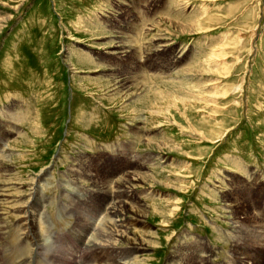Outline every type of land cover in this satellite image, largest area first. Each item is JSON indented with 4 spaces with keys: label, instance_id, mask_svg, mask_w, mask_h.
Listing matches in <instances>:
<instances>
[{
    "label": "rangeland",
    "instance_id": "1",
    "mask_svg": "<svg viewBox=\"0 0 264 264\" xmlns=\"http://www.w3.org/2000/svg\"><path fill=\"white\" fill-rule=\"evenodd\" d=\"M0 165V264H264V0H0Z\"/></svg>",
    "mask_w": 264,
    "mask_h": 264
},
{
    "label": "bare ground",
    "instance_id": "2",
    "mask_svg": "<svg viewBox=\"0 0 264 264\" xmlns=\"http://www.w3.org/2000/svg\"><path fill=\"white\" fill-rule=\"evenodd\" d=\"M154 41V40H153ZM155 43H156V45H155V47L152 49V51L151 52H153V51H157L158 49H160V47H165L166 46V44H162V42H164V39H163V37L161 38L159 35L157 36H155ZM168 44V43H167ZM116 48L114 49V50H119V48L120 47H122L121 45H119V46H115ZM186 54V53H185ZM12 119V118H11ZM15 121V120H14ZM11 125V124H10ZM10 128V127H9ZM4 138V137H3ZM2 163H3V161H2ZM1 166V165H0ZM2 171V170H1ZM4 174H5V172H4ZM121 175V174H120ZM122 177V176H121ZM119 178V177H118ZM122 183H121V185L119 186L121 189L123 188V189H125V190H127V193L129 194V195H131L132 194V190L134 189V186H135V182H137V180H138V178H137V175H135V173L133 174V173H128V174H126L124 177H122ZM95 180V179H94ZM108 180H109V178H108ZM107 180V181H108ZM116 181H118V180H116ZM120 182V181H119ZM80 183H82V182H80ZM79 183V184H80ZM70 184V183H69ZM103 185V184H102ZM106 185V184H105ZM101 186V185H100ZM108 187V186H107ZM101 188H104V187H102L101 186ZM73 189V188H72ZM76 189V188H75ZM75 191V190H74ZM75 193V192H74ZM77 193H78V191H77ZM126 193V194H127ZM118 194V193H117ZM122 194V193H121ZM124 197V196H123ZM121 198V197H120ZM128 199V198H127ZM127 199L125 198V199H123V201H120V202H118L117 204L115 203L114 205H112L111 207H109V212L108 213H110L109 214V217H110V215H113V217H115L116 216V218L114 219V218H112L111 219V217L109 218L107 215H106V217L104 218V219H106L107 220V218H109L110 219V221H111V223H112V225L114 226V228H116V230L114 231V232H110V233H108L109 235H111L110 236V239L111 238H113V240H115L114 242H111V241H107V243L105 242V243H102L103 241H97V240H90V239H93V238H90L89 239V241H87V239H86V243H84L81 247L83 248V250H84V252H85V255H84V257L86 256V254L87 255H91L93 252H95V251H97L98 250V248H100V247H105V250H104V254H109V253H115V254H121V256H120V258H119V260L118 261H111L112 259H113V256H111L112 258H110L109 256L108 257H106L105 259V261L104 260H102V263L101 264H122V262H121V259L126 255V252L125 251H118L119 249L117 248V242H118V240H120V236L123 234V233H125V229H124V226H125V218H124V216H123V210H124V207L127 205V203H128V201H127ZM35 204V203H34ZM25 205V204H24ZM25 207V206H24ZM26 211H23V221H22V224L20 225V227H19V229H23L24 230V237L26 238V237H28V238H33V240H32V242H30L29 241V243L30 244H32L33 245V248H32V252H31V254H32V260L29 262V264H53V262L52 261H54V260H52V261H50V260H47V259H40V257H41V253L47 248V241L45 240V241H43L42 240V238L41 237H39V235L38 234H40V232L39 231H35V229H37V227H38V223H37V221H36V219H35V214L32 212V211H30V209H29V206H27L26 208ZM110 210H113V211H110ZM107 211H108V208H107ZM107 211H104L106 214H107ZM249 213V212H248ZM254 214V213H253ZM21 215V214H20ZM63 215V214H62ZM246 215V214H245ZM256 215V214H255ZM253 216V215H252ZM38 218V217H37ZM247 220V219H246ZM12 221V220H11ZM105 221V220H104ZM248 221V220H247ZM109 222V221H108ZM256 222H257V220H256ZM105 223H106V221H105ZM249 223V222H248ZM251 223V222H250ZM255 224V223H254ZM104 225V224H103ZM235 227H241V224H240V222H237V223H235ZM251 225V224H250ZM1 226V225H0ZM109 226V225H108ZM234 226V225H233ZM99 227V226H98ZM105 227V226H104ZM112 227V226H111ZM253 227V226H252ZM255 227H256V225H255ZM89 228V227H88ZM249 228H251V227H249ZM248 228V229H249ZM256 228H258V227H256ZM259 228H262V226H259ZM105 229V228H104ZM253 229H254V227H253ZM253 229H251V230H253ZM16 230V229H15ZM112 230V229H111ZM110 230V231H111ZM230 230H232V229H230ZM246 230V229H245ZM263 230V229H262ZM92 231V230H91ZM259 231V230H258ZM231 232V231H230ZM253 232H255V234L256 233H258L257 231H253ZM261 232V231H260ZM263 233V232H262ZM97 234V233H96ZM226 234V233H225ZM242 234V233H241ZM251 234V233H250ZM254 234V235H255ZM95 235V234H94ZM107 235V234H106ZM105 234H103L102 236H106ZM227 235V234H226ZM70 235H68V234H64V232H62V233H58V232H56V234H55V239H57V240H61L62 239V237L65 239V244L64 245H66L67 246V244H68V239H70V237H69ZM98 236V235H97ZM230 236V235H229ZM232 236H234V235H232ZM253 236V235H252ZM259 236V235H258ZM108 237V236H107ZM264 237V236H263ZM15 238V237H14ZM67 238V239H66ZM94 238H95V236H94ZM109 238V237H108ZM259 238V237H258ZM262 238V237H261ZM107 239V238H106ZM233 239V238H232ZM257 239V238H256ZM31 240V239H30ZM112 240V241H113ZM243 240V239H242ZM252 240V239H251ZM262 241V240H261ZM116 242V243H115ZM236 242V241H235ZM57 243V242H56ZM263 243V242H262ZM13 244V243H12ZM63 244V243H62ZM264 244V243H263ZM31 245V246H32ZM260 245V244H259ZM240 246V245H239ZM28 248V247H27ZM31 248V247H30ZM55 248V247H54ZM20 249V248H19ZM18 249V250H19ZM8 250V249H7ZM28 250V249H27ZM198 250V249H197ZM236 250V249H235ZM25 251V250H24ZM23 251V252H24ZM1 252V251H0ZM26 252V251H25ZM24 252V253H25ZM45 252H46V250H45ZM71 252V251H70ZM23 253V254H24ZM236 253V252H235ZM21 254V253H20ZM22 255V254H21ZM29 255V254H28ZM65 255V254H64ZM13 256V255H12ZM39 258V259H38ZM51 258H53V257H51ZM85 259H86V257L82 260H80V263H79V260H78V262H77V258H76V256L72 253H69L65 258H57L56 260H55V263L54 264H84V262H85ZM11 260H13L15 263H18L16 260H14V258H12L11 257ZM21 262H23V261H21ZM11 264V263H10ZM85 264H97V263H91V261L88 263H85ZM182 264V263H181ZM188 264V263H187Z\"/></svg>",
    "mask_w": 264,
    "mask_h": 264
}]
</instances>
